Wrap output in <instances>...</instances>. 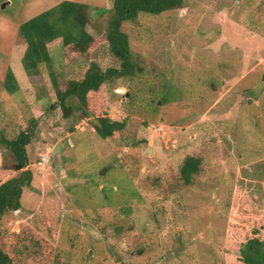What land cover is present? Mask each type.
Wrapping results in <instances>:
<instances>
[{
    "label": "rangeland",
    "instance_id": "obj_1",
    "mask_svg": "<svg viewBox=\"0 0 264 264\" xmlns=\"http://www.w3.org/2000/svg\"><path fill=\"white\" fill-rule=\"evenodd\" d=\"M60 1L0 0V182L19 173H4L1 138L21 131L32 172L2 220L3 250L13 264H243L233 249L264 223V0H187L124 21L142 70L89 92L86 113L67 119L49 69L25 73L18 30ZM74 1L89 5L96 42L83 54L48 44L60 89L90 62L118 66L102 37L113 0ZM103 113L126 120L112 139L93 129ZM189 155L199 172L185 183Z\"/></svg>",
    "mask_w": 264,
    "mask_h": 264
},
{
    "label": "trees",
    "instance_id": "obj_2",
    "mask_svg": "<svg viewBox=\"0 0 264 264\" xmlns=\"http://www.w3.org/2000/svg\"><path fill=\"white\" fill-rule=\"evenodd\" d=\"M187 0H113L109 12L107 28L102 37L108 43L110 55L118 66L102 70L95 62L86 66L81 79H70L67 86L60 89L52 70L48 44L56 41L63 50L85 53L94 47V37L86 30L89 5L74 1L62 0L58 4L36 14L20 23L18 30L24 41L20 61L25 73L31 75L38 71L41 64L49 69L52 86L56 89L57 105L62 118H69L75 111L87 110V97L91 91H97L101 85L112 79L124 78L141 71L142 68L132 58L128 36L122 29L124 21L134 19L140 13L159 14L179 8ZM3 88L14 93L18 82L11 69H8ZM96 134L105 140L112 139L126 126V120H116L103 113L92 122ZM29 127V131L31 130ZM30 134L21 131L15 138H1L12 156V161L5 166V174L19 171L15 176L0 182V237L2 220L10 212L20 208V198L25 187H29L32 172L27 168L28 155L26 144ZM197 157L187 156L182 163L181 176L185 183H190L193 174L199 172ZM235 258L243 264H264V223H257L244 229V237L232 251ZM0 264H13L12 256L0 245Z\"/></svg>",
    "mask_w": 264,
    "mask_h": 264
},
{
    "label": "water",
    "instance_id": "obj_3",
    "mask_svg": "<svg viewBox=\"0 0 264 264\" xmlns=\"http://www.w3.org/2000/svg\"><path fill=\"white\" fill-rule=\"evenodd\" d=\"M263 79H264V75H263Z\"/></svg>",
    "mask_w": 264,
    "mask_h": 264
}]
</instances>
